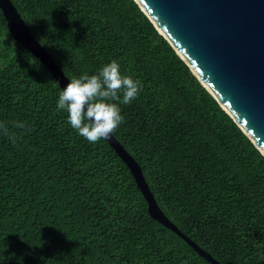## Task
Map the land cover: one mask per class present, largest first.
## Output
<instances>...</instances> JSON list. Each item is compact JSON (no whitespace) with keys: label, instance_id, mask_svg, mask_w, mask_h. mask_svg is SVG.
Listing matches in <instances>:
<instances>
[{"label":"trees","instance_id":"16d2710c","mask_svg":"<svg viewBox=\"0 0 264 264\" xmlns=\"http://www.w3.org/2000/svg\"><path fill=\"white\" fill-rule=\"evenodd\" d=\"M12 1L70 80L116 60L141 82L109 101L112 134L166 217L221 264H264V155L135 0ZM60 91L0 9V124L17 137L0 129V264H210L151 217L106 140L70 126Z\"/></svg>","mask_w":264,"mask_h":264},{"label":"water","instance_id":"95a60500","mask_svg":"<svg viewBox=\"0 0 264 264\" xmlns=\"http://www.w3.org/2000/svg\"><path fill=\"white\" fill-rule=\"evenodd\" d=\"M155 28L264 155V0H135ZM0 9L15 42L38 59L63 90L70 82L26 25L12 0ZM151 217L188 242L210 264H221L184 235L159 207L142 167L111 134Z\"/></svg>","mask_w":264,"mask_h":264},{"label":"clouds","instance_id":"9594fccd","mask_svg":"<svg viewBox=\"0 0 264 264\" xmlns=\"http://www.w3.org/2000/svg\"><path fill=\"white\" fill-rule=\"evenodd\" d=\"M69 81L59 93L57 110L66 111L70 126L92 144L111 138V134L124 122L119 104H130L142 89L139 80L121 75L120 64L116 60L103 66L98 74H84ZM109 101H119V104ZM16 127L23 129L24 126ZM0 129L13 143L16 142V135L9 134L5 124H0Z\"/></svg>","mask_w":264,"mask_h":264}]
</instances>
